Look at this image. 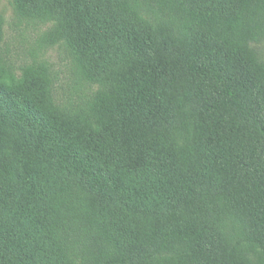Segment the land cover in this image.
<instances>
[{"label":"trees","instance_id":"trees-1","mask_svg":"<svg viewBox=\"0 0 264 264\" xmlns=\"http://www.w3.org/2000/svg\"><path fill=\"white\" fill-rule=\"evenodd\" d=\"M12 3L97 89L0 61V264H264V0Z\"/></svg>","mask_w":264,"mask_h":264},{"label":"rangeland","instance_id":"rangeland-1","mask_svg":"<svg viewBox=\"0 0 264 264\" xmlns=\"http://www.w3.org/2000/svg\"><path fill=\"white\" fill-rule=\"evenodd\" d=\"M13 0H0V18L3 19V39L0 45V61L15 77L22 74L25 67L42 66L55 76L57 95L63 101L69 94L80 89V95L87 94L97 85L83 81L64 43L51 44L49 32L53 22L43 18L23 17L15 9ZM251 46L264 61V38L252 42ZM54 74V75H53ZM4 77H9L7 73ZM76 98L77 95H74Z\"/></svg>","mask_w":264,"mask_h":264}]
</instances>
